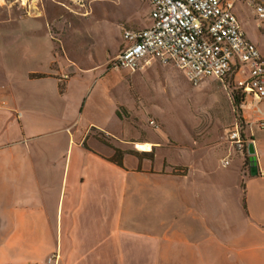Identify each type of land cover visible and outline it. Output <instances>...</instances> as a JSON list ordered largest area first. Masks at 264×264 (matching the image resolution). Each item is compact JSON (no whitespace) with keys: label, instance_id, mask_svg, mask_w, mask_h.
Returning a JSON list of instances; mask_svg holds the SVG:
<instances>
[{"label":"crops","instance_id":"obj_1","mask_svg":"<svg viewBox=\"0 0 264 264\" xmlns=\"http://www.w3.org/2000/svg\"><path fill=\"white\" fill-rule=\"evenodd\" d=\"M33 1L0 7V264H264V100L243 106L246 151L227 167V132L221 145L183 142L190 131L167 132L159 109L163 126L149 122L164 137L136 138L143 124L112 92L123 75L59 60ZM234 10L260 50L264 22ZM29 34L41 38L18 39Z\"/></svg>","mask_w":264,"mask_h":264},{"label":"rangeland","instance_id":"obj_2","mask_svg":"<svg viewBox=\"0 0 264 264\" xmlns=\"http://www.w3.org/2000/svg\"><path fill=\"white\" fill-rule=\"evenodd\" d=\"M33 2L36 13L47 12L42 15H48L46 21L51 31L50 38L56 44L59 60L81 69L97 65L111 69V61L121 48L123 29L139 30L152 24L150 5L144 0ZM39 37L29 34L18 36V39L26 43L36 41ZM259 47L264 53V40ZM25 54V60L31 62L32 54ZM115 70L123 75L125 83L118 86L115 84L112 92L124 98V101L129 98L131 124H143L141 129L133 132L136 138L145 135L164 137V130L154 131L149 122L150 118L155 117L163 126L161 119L154 114V108L161 110L167 132L182 139L183 132L190 131L189 139L185 137L181 141L195 145L207 144L210 147L224 143L227 130L240 122L244 115V107L237 108L234 105L228 83L220 79L211 77L199 86H194L176 65L164 64L159 60H152L145 68L135 72ZM86 98L84 100L92 101L94 93ZM143 145L140 143L136 147L141 149ZM148 145L152 148L150 143ZM178 264L185 262L179 260Z\"/></svg>","mask_w":264,"mask_h":264},{"label":"built area","instance_id":"obj_3","mask_svg":"<svg viewBox=\"0 0 264 264\" xmlns=\"http://www.w3.org/2000/svg\"><path fill=\"white\" fill-rule=\"evenodd\" d=\"M150 5L149 27L123 29L124 46L111 61V68L131 72L152 60L174 64L194 86L215 77L233 83L250 100H264V57L247 38L235 13V5L247 3L259 22H264V0H144ZM2 0H0V7ZM67 77V75L65 76ZM258 114L260 109L256 108ZM150 124L157 127L155 120ZM231 152L221 159L227 167L234 153H245L247 139L239 122L227 130Z\"/></svg>","mask_w":264,"mask_h":264},{"label":"trees","instance_id":"obj_4","mask_svg":"<svg viewBox=\"0 0 264 264\" xmlns=\"http://www.w3.org/2000/svg\"><path fill=\"white\" fill-rule=\"evenodd\" d=\"M228 88L231 90V95L234 99V105L237 106V108L241 107L243 104V101H244V95L241 92V90L238 89L233 83H230ZM239 123H240L241 129H242V134L247 139V136H246L247 123H246L245 119L242 117ZM247 154L248 153L246 152V155ZM246 159H247V163H249L250 159H249L248 155H247ZM117 163L121 164L120 161H117Z\"/></svg>","mask_w":264,"mask_h":264},{"label":"water","instance_id":"obj_5","mask_svg":"<svg viewBox=\"0 0 264 264\" xmlns=\"http://www.w3.org/2000/svg\"><path fill=\"white\" fill-rule=\"evenodd\" d=\"M249 153H250V169H251V173L253 175H256L258 173V170H257V157L255 155V149H254V144L253 143L249 144Z\"/></svg>","mask_w":264,"mask_h":264}]
</instances>
